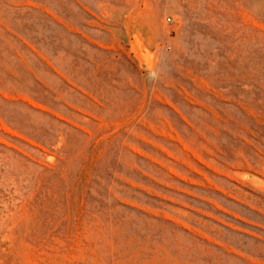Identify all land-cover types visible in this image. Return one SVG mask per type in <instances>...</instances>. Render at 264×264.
I'll return each mask as SVG.
<instances>
[{
	"label": "rangeland",
	"instance_id": "obj_1",
	"mask_svg": "<svg viewBox=\"0 0 264 264\" xmlns=\"http://www.w3.org/2000/svg\"><path fill=\"white\" fill-rule=\"evenodd\" d=\"M0 264H264V0H0Z\"/></svg>",
	"mask_w": 264,
	"mask_h": 264
}]
</instances>
